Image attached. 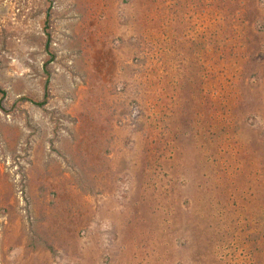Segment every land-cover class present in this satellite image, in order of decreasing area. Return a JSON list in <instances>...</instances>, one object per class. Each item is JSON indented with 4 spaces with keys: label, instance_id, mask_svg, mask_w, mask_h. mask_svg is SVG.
Wrapping results in <instances>:
<instances>
[{
    "label": "rangeland",
    "instance_id": "obj_1",
    "mask_svg": "<svg viewBox=\"0 0 264 264\" xmlns=\"http://www.w3.org/2000/svg\"><path fill=\"white\" fill-rule=\"evenodd\" d=\"M263 40L264 0H0V264H264Z\"/></svg>",
    "mask_w": 264,
    "mask_h": 264
},
{
    "label": "crops",
    "instance_id": "obj_2",
    "mask_svg": "<svg viewBox=\"0 0 264 264\" xmlns=\"http://www.w3.org/2000/svg\"><path fill=\"white\" fill-rule=\"evenodd\" d=\"M260 36H262V35H260ZM263 43H264V40H263ZM247 72L251 73V70H247ZM254 72H255V74L259 75L258 77L260 78L261 82L257 86L259 87V89H261L262 87H264V65L261 66V67H256ZM217 80H221V77L218 76ZM239 81H241V76L238 78V83H239ZM262 91L263 90H261V92ZM254 92H255V90L252 91V93H254ZM254 101H255L254 102V107L253 108L249 107L248 111L252 112L253 118H257L259 121L264 122V104H263L264 97L255 98Z\"/></svg>",
    "mask_w": 264,
    "mask_h": 264
},
{
    "label": "trees",
    "instance_id": "obj_3",
    "mask_svg": "<svg viewBox=\"0 0 264 264\" xmlns=\"http://www.w3.org/2000/svg\"><path fill=\"white\" fill-rule=\"evenodd\" d=\"M50 19H51V12L50 11H48V13H47V21H46V24H49V22H50ZM50 44H51V39H50V34L48 35V40H47V48H49V46H50ZM54 59V55H53V57H52V59L49 61V62H51L52 60ZM48 62V61H47ZM48 62V63H49ZM47 63V64H48ZM47 66V65H46ZM48 82H49V80L47 79V84H48ZM49 87L48 86H46V95H45V97H44V101H39V102H37L36 104L38 105V106H42V105H44L46 102H47V99H48V96H49ZM1 90V89H0Z\"/></svg>",
    "mask_w": 264,
    "mask_h": 264
}]
</instances>
